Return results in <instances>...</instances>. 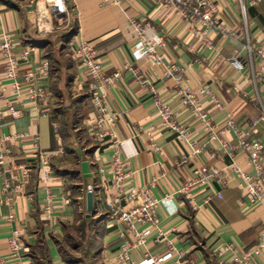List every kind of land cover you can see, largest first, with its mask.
Instances as JSON below:
<instances>
[{
  "label": "crops",
  "instance_id": "0c3cea01",
  "mask_svg": "<svg viewBox=\"0 0 264 264\" xmlns=\"http://www.w3.org/2000/svg\"><path fill=\"white\" fill-rule=\"evenodd\" d=\"M33 1L0 0V37L9 36L15 54L31 49L29 58L20 62L18 73L33 72L41 59H47L50 64V76L45 82L50 96L44 104H31L13 93L0 50V109L3 110L0 136L8 149L0 163V264H41V250L47 264H67L60 252L59 240L77 215L87 218L88 185L95 188L91 214L102 216L99 223L102 262L117 264L115 252L120 241L117 236L120 224L108 213L104 193L112 179V148L98 142L87 131L86 118L92 115V110L84 67L73 59L65 42L64 47L53 51L57 42H51L49 35L40 37L36 33L37 8L29 9ZM217 2L224 23L240 27L239 0ZM67 4L72 13L66 19H73L68 32L92 42L105 72H120L117 82L106 88V109L121 113L115 133L122 141L126 167L132 172L128 186L141 187L153 182L154 197L171 194L157 209L159 225L169 233L174 246L164 264H173L179 257L196 264H217L213 248L219 242L235 239L247 247L254 245L264 231V206L241 208V188L230 171L222 172L223 182H213V189L221 191L222 197L213 196L198 209H193L182 194H174L190 178L193 167L202 163L223 167L228 159L222 156L219 143L214 140L189 162L176 164L184 149L171 130L152 128L158 117L149 92V86L155 89L191 137L205 136L203 125L180 104L175 81L161 74L166 64L174 63L183 69L184 78L196 92L198 101L205 105L213 124H221L230 116L246 129L248 122L255 120L258 138L264 144V87L250 79L249 68L237 71L225 60L229 56L245 55L243 35L236 41L210 30L214 51H209L183 20L154 0H123L119 6L103 0H67ZM245 5L250 41L264 48V1ZM129 16L143 23L145 38L157 44L155 51L161 57L158 66L145 57L137 59L132 53L131 46L137 38L127 25ZM61 49L69 55L62 54ZM51 60L56 67H51ZM260 63L262 60L254 56L255 68ZM204 85L211 88L214 99L199 92ZM60 96L72 106L66 116L70 117L69 123L75 112L78 113L82 135L74 134L76 128H71L73 133L62 132L60 113L57 115L54 102V97ZM11 103L19 109L16 116L8 108ZM66 112L63 110L61 114ZM231 137V134L226 135V138ZM152 144L159 146L161 153L155 151ZM211 152L215 153L216 160L209 157ZM41 154L47 159L45 167L40 165ZM84 160L89 164L90 177L81 173L80 163ZM261 161L264 163V150ZM237 162L252 172L242 154L237 156ZM45 171L49 177L43 180ZM11 176L13 179L5 187L6 179ZM192 192L197 203L211 193L208 186L203 185ZM47 194L53 205L48 217L43 214L41 204ZM64 198L69 200L68 204ZM15 230L19 232L23 248L18 257L12 258L8 254V238ZM147 249L150 254L164 251L162 245L151 241ZM133 257L140 259L137 252H133Z\"/></svg>",
  "mask_w": 264,
  "mask_h": 264
},
{
  "label": "built area",
  "instance_id": "2783aa9c",
  "mask_svg": "<svg viewBox=\"0 0 264 264\" xmlns=\"http://www.w3.org/2000/svg\"><path fill=\"white\" fill-rule=\"evenodd\" d=\"M36 1L37 17L35 19L38 32L50 31L52 23L49 16L41 14V0ZM43 6L56 19H66L69 16L67 0H42ZM119 6L123 0H103ZM264 0H239L242 23L240 27L233 28L224 23L219 11L217 0H154L162 8L171 10L189 27L190 32L201 40L209 51H214L213 41L209 38V31L215 30L232 40H238L240 35L244 37V56H229L225 60L230 66L243 71L250 69V79L259 82L264 87V48L251 43L248 34L246 21V5H254ZM127 25L137 38V42L131 46V51L135 58H147L152 64L158 66L161 57L155 51L156 43H152L145 38V25L134 17L127 18ZM158 45H161L158 42ZM65 46L71 51L74 60L80 62L88 80V101L91 107V116L86 118V129L101 144H108L112 148L110 160V172L112 179L104 189L105 205L110 216L117 220L120 228L117 236L120 239L115 252L117 264H164L171 257L174 251L173 242L169 233L159 225L157 209L163 200L171 194H165L162 198L152 195V183L141 186H128V181L132 172L126 167L123 157L122 141L115 133L117 120L121 117L118 111H107L106 109V88L112 86L120 78V72H105V68L98 58V54L91 41L77 35H71ZM0 50L5 66L6 79L10 81L13 93L17 97H22L31 104L41 105L47 102L50 92L45 85L50 76V64L47 59H41L35 66L33 72L18 73V66L21 61L27 60L31 49L26 48L15 54L9 36L3 34L0 37ZM216 56L219 57L218 52ZM257 56L262 60L256 68L253 64V57ZM164 78H171L177 84V96L182 106L188 108L194 118L198 120L205 129V136L196 139L190 136L187 129L178 123L175 112L163 101L155 89L149 86L153 103L157 108L158 122L152 128H167L174 134L175 139L183 147V153L177 157L178 163L189 162L194 156L204 152L207 146L214 140L218 141L219 149L223 157L228 159V163L223 167L217 165H207L202 163L191 170L190 178L181 184L174 194H182L186 202L193 209H198L206 205L211 197L221 198L219 190L213 189V182L221 179L223 171H230L237 180L241 188L240 205L243 210H248L253 206H264V163L261 161V153L264 144L258 138L256 121L248 122V128H242L232 117H227L221 124L212 123L209 112L205 105L198 101L196 92L192 90L189 82L183 75V69L174 63L166 64L162 69ZM145 82V81H143ZM185 82V85H181ZM204 95H210L214 99L211 88L204 85L199 89ZM212 99V100H213ZM16 104H8V108L13 116L19 113ZM219 105V104H218ZM3 117V110L0 109V122ZM231 134V138H226ZM155 151L161 153L160 147L152 144ZM8 153L3 138L0 136V163L2 158ZM242 154L247 165L252 168L248 172L237 162V156ZM211 159L216 160L214 152L209 154ZM41 167L47 166V159L40 155ZM102 172L103 168H99ZM49 177L45 171L43 180ZM13 177L5 181V187L11 182ZM208 186L210 194L206 195L201 203H197L193 198L192 190L198 186ZM109 190L111 193H109ZM86 192L95 193V188L91 185L86 187ZM68 204L69 200L64 198ZM43 214L48 217L53 210L50 195L47 194L42 200ZM160 244L164 251L159 254H150L147 249L148 242ZM23 245L19 241V232L13 231L8 238V254L12 258L20 255ZM133 252L140 256L139 260L133 257ZM213 253L217 264H264V231H261L257 242L252 246H244L235 239L219 242ZM173 264H196L190 259L177 258Z\"/></svg>",
  "mask_w": 264,
  "mask_h": 264
},
{
  "label": "rangeland",
  "instance_id": "374dc122",
  "mask_svg": "<svg viewBox=\"0 0 264 264\" xmlns=\"http://www.w3.org/2000/svg\"><path fill=\"white\" fill-rule=\"evenodd\" d=\"M43 4L44 3L41 0V14L50 17L52 26L51 28H49L50 31L46 33L38 32L35 25L36 22L34 21V30L40 35V37L41 34L49 35V38H51V42H57L58 45L53 48V51H57L59 50V48H62V46L64 47L65 38L68 34L71 33L68 31L69 28L73 26V19H56L52 16V14L48 12L46 6H43ZM67 6L69 9V13L71 14L72 11L70 5L67 4ZM61 52L62 54L65 53L66 55H69V53L65 49H61ZM51 61V67H56V63L53 60ZM54 102L57 108V115H59L60 113L59 123L62 124V132L67 133L68 131H71V128H76L74 134L78 136L82 135L83 126L80 120H77L78 113L75 112V114L71 118L72 121L70 123L68 121L70 117H66L67 115H69L68 109L70 107L72 109V106L68 104L69 101L66 102L64 100V97L60 96L54 97ZM63 110L67 111L65 115L61 114ZM101 217L102 216H92L91 214L89 217L85 218L82 217V215H77L75 217V220L71 224L67 225L64 235L59 240V249L67 264H103L101 258V241L99 239L101 231L99 223L101 221ZM41 264H47L42 250Z\"/></svg>",
  "mask_w": 264,
  "mask_h": 264
},
{
  "label": "water",
  "instance_id": "95a60500",
  "mask_svg": "<svg viewBox=\"0 0 264 264\" xmlns=\"http://www.w3.org/2000/svg\"><path fill=\"white\" fill-rule=\"evenodd\" d=\"M36 6V1L34 0L29 9H34ZM79 153V150H77ZM81 173L84 177H90L91 173L89 171V164L87 161H81L80 163ZM86 210L88 211L85 216L89 217L91 211L93 210V194L91 192H86Z\"/></svg>",
  "mask_w": 264,
  "mask_h": 264
},
{
  "label": "trees",
  "instance_id": "16d2710c",
  "mask_svg": "<svg viewBox=\"0 0 264 264\" xmlns=\"http://www.w3.org/2000/svg\"><path fill=\"white\" fill-rule=\"evenodd\" d=\"M73 34H74V32H71L70 34L67 35V37H70V36L73 35ZM67 37H66V38H67ZM66 38H65V39H66ZM67 39H68V38H67ZM65 41H67V40H65Z\"/></svg>",
  "mask_w": 264,
  "mask_h": 264
}]
</instances>
